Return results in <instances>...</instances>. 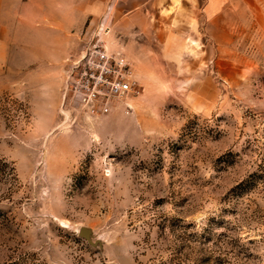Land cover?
Instances as JSON below:
<instances>
[{
	"label": "rangeland",
	"instance_id": "1",
	"mask_svg": "<svg viewBox=\"0 0 264 264\" xmlns=\"http://www.w3.org/2000/svg\"><path fill=\"white\" fill-rule=\"evenodd\" d=\"M40 3L0 71V264H264V0L232 36L174 1ZM98 40L134 66L129 112L66 89Z\"/></svg>",
	"mask_w": 264,
	"mask_h": 264
},
{
	"label": "built area",
	"instance_id": "2",
	"mask_svg": "<svg viewBox=\"0 0 264 264\" xmlns=\"http://www.w3.org/2000/svg\"><path fill=\"white\" fill-rule=\"evenodd\" d=\"M69 62L66 89L90 114L108 115L118 106L133 109L128 101L138 94V81L123 48L91 41Z\"/></svg>",
	"mask_w": 264,
	"mask_h": 264
},
{
	"label": "crops",
	"instance_id": "3",
	"mask_svg": "<svg viewBox=\"0 0 264 264\" xmlns=\"http://www.w3.org/2000/svg\"><path fill=\"white\" fill-rule=\"evenodd\" d=\"M61 1L76 3V0ZM172 1L185 6L188 12L206 22V30L208 31L206 34L208 36H214L213 32H209L213 27L223 30L224 32L221 34L226 33L227 36H232L234 30L228 26L229 22L231 20H243L254 4V0H178V2L166 0L169 4L168 7L171 6ZM40 2L41 0H0V71L5 64L14 63L17 60L15 53L19 51L17 48L20 36L16 27L17 21L22 18V9L27 6H38L41 4ZM126 2L134 4L132 11L128 14L126 12L129 10L125 11L123 7L118 6ZM80 4L91 6L90 16L93 14L103 15L110 8L112 13L116 15L124 16L123 18L127 19L130 16L133 19L140 14L143 0H80ZM33 18L38 19L37 16H33ZM224 22L225 24H222Z\"/></svg>",
	"mask_w": 264,
	"mask_h": 264
},
{
	"label": "water",
	"instance_id": "4",
	"mask_svg": "<svg viewBox=\"0 0 264 264\" xmlns=\"http://www.w3.org/2000/svg\"><path fill=\"white\" fill-rule=\"evenodd\" d=\"M79 235L81 237H83L84 239H86L89 242V244H91L92 246L97 247L99 245V241L98 240L95 241V242L93 241V234H92V231L90 229L81 228L79 230Z\"/></svg>",
	"mask_w": 264,
	"mask_h": 264
}]
</instances>
